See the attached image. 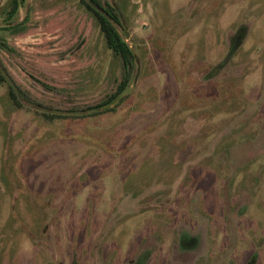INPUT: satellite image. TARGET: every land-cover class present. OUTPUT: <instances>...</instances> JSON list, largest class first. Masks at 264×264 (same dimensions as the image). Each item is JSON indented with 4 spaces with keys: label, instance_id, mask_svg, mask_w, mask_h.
Instances as JSON below:
<instances>
[{
    "label": "rangeland",
    "instance_id": "374dc122",
    "mask_svg": "<svg viewBox=\"0 0 264 264\" xmlns=\"http://www.w3.org/2000/svg\"><path fill=\"white\" fill-rule=\"evenodd\" d=\"M81 1L25 0L0 32L29 104L120 83ZM108 1L135 56L116 113L48 120L0 85V264H264V0Z\"/></svg>",
    "mask_w": 264,
    "mask_h": 264
},
{
    "label": "trees",
    "instance_id": "16d2710c",
    "mask_svg": "<svg viewBox=\"0 0 264 264\" xmlns=\"http://www.w3.org/2000/svg\"><path fill=\"white\" fill-rule=\"evenodd\" d=\"M21 0H14L10 7L7 9V11L1 16L6 17L8 20H11L12 17L15 16L19 4ZM86 6L96 14L100 26L101 31L104 34L105 41L107 47L113 51V53L118 56L121 59L122 62V68H123V75L121 78L120 83L118 84L117 88L113 93L104 101L101 103L96 104L95 106L86 107V110L90 109H96L101 108L104 106H110L109 108L99 111L97 113L82 115L74 118H87V117H93L98 116L105 113H116L118 108L125 102L126 98L124 95L126 94L131 82H132V72L135 69V56L133 52L131 51L128 44L125 42L124 38L119 35L116 28L113 26L112 22L119 23V15L114 7L109 5V3H105L102 0H82ZM98 8L104 13L106 16L100 14L96 11L94 8ZM7 84L5 79L0 74V85ZM9 91V97L12 102V104L16 108H24V105L18 100L15 93L12 91V89L8 86ZM24 99L25 97L22 96ZM46 119L50 120H56V119H65L69 117L65 116H59V115H53V114H42ZM145 261V260H144ZM143 261V262H144ZM141 262V264H143Z\"/></svg>",
    "mask_w": 264,
    "mask_h": 264
},
{
    "label": "flooded vegetation",
    "instance_id": "af4514ba",
    "mask_svg": "<svg viewBox=\"0 0 264 264\" xmlns=\"http://www.w3.org/2000/svg\"><path fill=\"white\" fill-rule=\"evenodd\" d=\"M6 1V0H5ZM103 2H105V3H109V5H111L112 7H114L115 9H116V11H117V13H118V15H119V18H120V20H119V23H116V22H112L113 23V26L116 28V30H117V32L119 33V35L120 36H122L121 35V33H120V31L118 30V27L120 28V29H122L123 28V26H124V23H123V18H122V15H121V13H120V11H119V9L116 7V5L115 4H112L111 2H109L108 0H102ZM25 2V0H21L20 1V4H19V8H20V6L23 4ZM12 4V3H11ZM81 4L84 6V8L86 9V11L87 12H89L90 14H92L93 16H94V18L96 19V21H97V23H98V27H99V29H100V32L102 33V35H103V37H104V34H103V32L101 31V26H100V22H99V20H98V18H97V16H96V14L94 13V12H92L86 5L87 4H85L83 1H81ZM2 6V5H1ZM0 6V7H1ZM10 7V6H9ZM19 8H18V10H17V12H16V14H15V16L18 14V12H19ZM94 9H96V11L97 12H99L100 14H102V15H104V16H106L104 13H102V11L100 10V9H98V8H94ZM7 11V10H6ZM5 11V12H6ZM4 12V13H5ZM3 13V14H4ZM2 14V15H3ZM1 15V16H2ZM0 16V19H4L5 20V22H8V23H3L2 25H0V32H6V31H11L13 34H15V32L14 31H17L16 33H18V32H25L27 29H25L26 28V23H23L24 21H25V19L23 20V21H19V22H17V23H10V21L11 20H13L14 18H15V16L14 17H12V19L11 20H8V18H6V17H1ZM22 24V26L24 25V29L22 30V29H19V27H20V25ZM104 40H105V37H104ZM105 44H106V41H105ZM107 46V45H106ZM108 48V47H107ZM109 49V48H108ZM0 50L1 51H4V50H9V51H11L12 52V49L8 46V45H6V41L4 40V39H2L1 37H0ZM110 50V49H109ZM112 51V50H111ZM5 52V51H4ZM112 53H113V51H112ZM14 54H16V52L14 53ZM113 55L116 57V58H118L119 59V61L121 62V59L118 57V56H116L114 53H113ZM0 64H1V66L3 67V69L6 71V73L9 75V77L14 81V83L16 84V86H17V88H18V91H19V94H20V96H21V98H23L22 96H24L25 97V99L24 100H26L27 99V94L26 93H24L23 92V89L15 82V80L12 78V76L9 74V70L7 69V67L4 65V63H3V61L1 60V58H0ZM121 65H122V62H121ZM37 80V79H36ZM6 81V80H5ZM37 82H39L42 86H44V87H46L45 86V84H42L41 83V81H38L37 80ZM7 83V82H6ZM5 85H7V88H8V86H9V84L7 83V84H5ZM10 87V86H9ZM11 88V87H10ZM12 89V88H11ZM13 91V90H12ZM14 92V91H13ZM8 95H9V91H8ZM16 95V94H15ZM17 97V96H16ZM10 98V97H9ZM12 103V102H11ZM37 105H39L40 107H42V108H46V109H49V110H54V111H61L60 109H55L54 107L53 108H51V107H49V106H46V105H44V104H42V103H36ZM14 106V105H13ZM33 111H35V112H37V113H40L41 115L42 114H47V113H43V112H40V111H36V110H33ZM53 115H56V114H53ZM43 116V115H42ZM59 116H62V115H59ZM44 117V116H43ZM65 117H74V116H65ZM45 118V117H44Z\"/></svg>",
    "mask_w": 264,
    "mask_h": 264
},
{
    "label": "water",
    "instance_id": "95a60500",
    "mask_svg": "<svg viewBox=\"0 0 264 264\" xmlns=\"http://www.w3.org/2000/svg\"><path fill=\"white\" fill-rule=\"evenodd\" d=\"M14 0H6L2 6L0 7V16L9 8V6L11 5V3ZM0 74L2 75V77L6 80V82L9 84V86L12 88V90L14 91V93L16 94L18 100L24 105L27 106L33 110L36 111H40L43 113H47V114H56V115H62V116H74V117H78V116H82V115H87V114H92V113H97L99 111H102L104 109L102 108H96V109H90V110H83V111H75V112H68V111H54V110H49L46 108H42V107H38L32 104H29L28 102H26L23 98H21L18 88L16 86V84L14 83V81L9 77V75L6 73V71L3 69V67L0 64Z\"/></svg>",
    "mask_w": 264,
    "mask_h": 264
}]
</instances>
